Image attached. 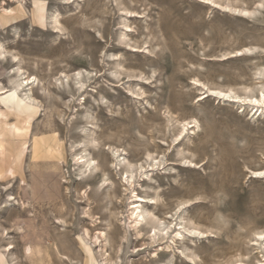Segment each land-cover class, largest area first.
Here are the masks:
<instances>
[{"label": "rangeland", "instance_id": "rangeland-1", "mask_svg": "<svg viewBox=\"0 0 264 264\" xmlns=\"http://www.w3.org/2000/svg\"><path fill=\"white\" fill-rule=\"evenodd\" d=\"M210 89L264 91V0H0V264H257L264 112Z\"/></svg>", "mask_w": 264, "mask_h": 264}, {"label": "bare ground", "instance_id": "bare-ground-1", "mask_svg": "<svg viewBox=\"0 0 264 264\" xmlns=\"http://www.w3.org/2000/svg\"><path fill=\"white\" fill-rule=\"evenodd\" d=\"M210 1L211 0H205L207 5L210 4ZM124 11L126 13H129V14L135 13V11H131V10H128V9H126ZM127 28H131V26H127ZM246 52H247L246 50H240V51L237 52V56H246L247 55ZM36 83H37V79L36 78H34V80L31 79V78H28V79H26L24 81H21V82L17 83L16 86H15L16 93L19 94L20 92L21 93L26 92V96L25 95L24 96H25V99H26V103L29 104V105H32V103L35 102L36 99L33 98L32 96H29L27 91L31 90L32 89L31 87H35ZM78 84L81 85L82 82H79ZM83 86L84 85L78 87V90L83 92L84 91V87ZM1 90H5V88H2ZM205 97L214 98L215 100H220V101H223V102H232V103L239 102L240 104L243 103V105L245 107L246 106H250V107H253L254 110L256 109L257 111L264 112V91H262V93L260 94L259 98H257V99H255L253 97H248V98H244L243 99V97H239V96L235 95V93H233V91L231 92V91H223L221 89H210L209 92H206V96ZM192 124H194V125H192ZM199 130H200V127H199L198 122L183 121V123H181V126L179 127L178 132L176 134V141L175 142H182L188 136L189 133L196 134V133L199 132ZM114 154H115L117 160H119L120 163H122L121 162V156L117 155V153H114ZM74 161H75V165L83 172V175H87L88 173L92 174L97 169V167L95 166L94 159H87V157L83 156L82 154H79V155L77 154L75 156V158H74ZM252 177L257 178V179H264V170H262V171H257V170L252 171ZM129 180H130V178L128 177L127 178V182L130 184L131 181H129ZM136 197L139 198L141 196L137 195ZM140 200L145 201L142 198ZM8 203H10V202L8 201ZM139 203H140L139 199H138V201L132 203L133 212H131V213H132V218H134V219H133V221L130 219L133 222V223L131 222L132 223L131 224L132 225L131 228L134 229V231L137 234H140L141 231L143 230V227H144L143 221H144V216H145V211L141 210V206L139 205ZM3 207L4 208H9L10 206L6 204V206H3ZM162 229L166 230L165 227L162 228ZM164 231L162 230L161 232H164ZM87 232H88V230H87ZM194 232L196 233V231H192L191 230L190 234H192ZM165 233H166V231H165ZM174 233L176 234V236L172 237V235ZM102 234L103 233L101 232V235ZM168 234H169V232H168ZM168 234L166 235L167 237L164 236V238H163V240L167 239V241H168L167 243L168 244H171V242L169 241L170 239H171V241H172V243L174 245L178 244V243L185 242L186 238L185 239L183 238L184 235L182 234V231L174 230L172 232V234H170L171 236H169ZM199 234H201V233H199ZM5 236H7V235H5ZM256 236H257V239H256L257 243L255 245L258 246V248H259V250L261 251V254H262L261 255V259L258 260L257 264H264V231H262L260 233L258 232V234H256ZM156 238L157 237L151 238L153 243H156V240H155ZM100 239H101L100 237H97L96 241L99 242ZM192 243H194V241ZM166 246H168V245H166ZM171 247H173V246H171ZM50 249L52 251H57L59 253L56 243L53 244V246L50 247ZM168 249L171 250L170 248H168ZM11 250H14V247L10 246L9 248H5V252H7V253L8 252L10 253ZM30 252H31V249L28 248L27 249V253L30 254ZM59 255H60V253H59ZM61 259H65L66 261H69L68 258H62L61 257ZM11 261L13 262V261H15V259H12ZM14 264H19V263L15 262ZM46 264H54V262H52L50 259H48L46 261ZM237 264H248V262H242V263L239 262Z\"/></svg>", "mask_w": 264, "mask_h": 264}]
</instances>
